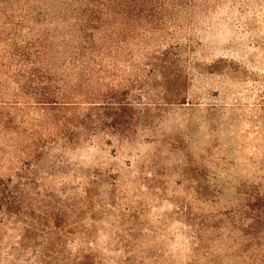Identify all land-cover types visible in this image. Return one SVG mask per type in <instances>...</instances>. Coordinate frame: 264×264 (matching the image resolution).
Wrapping results in <instances>:
<instances>
[{
  "label": "rangeland",
  "instance_id": "obj_1",
  "mask_svg": "<svg viewBox=\"0 0 264 264\" xmlns=\"http://www.w3.org/2000/svg\"><path fill=\"white\" fill-rule=\"evenodd\" d=\"M229 1L170 26L179 76L129 91L141 119L126 147L106 136L102 152L63 151L41 112L18 105L28 116L7 136L48 149L0 151V179L30 182L0 243L3 264H44L35 252L50 235L61 253L46 264L91 263L79 253L92 264H251L233 209L240 192L264 187V0Z\"/></svg>",
  "mask_w": 264,
  "mask_h": 264
},
{
  "label": "trees",
  "instance_id": "obj_2",
  "mask_svg": "<svg viewBox=\"0 0 264 264\" xmlns=\"http://www.w3.org/2000/svg\"><path fill=\"white\" fill-rule=\"evenodd\" d=\"M220 2L0 0V143L6 146L0 151L9 148L30 156L48 149V143L39 137L17 149L18 143L7 136L21 129L15 124L16 117L21 123L28 116L18 106L23 103L41 112L39 125L50 128L56 135L54 143L63 151L78 149L86 154L92 148L102 152V146L110 144L106 136L121 147L130 145L141 116L128 101L129 91L149 87L152 75L168 82L170 76L178 78L171 71L176 64L167 50L170 26H177L178 18L194 7L215 8L224 4ZM229 3L233 6L236 1ZM175 49L179 55L180 48ZM28 184L21 175L16 182L10 177L0 179L1 245L15 223L11 218L24 210ZM240 193L242 198L233 209L242 232L240 253H248L251 264H264V187ZM56 221H52L54 229ZM54 239L53 235L47 237L45 247L35 252L41 262L46 260L44 264L61 253ZM244 240L249 248L242 247ZM75 257L97 262L88 253ZM1 258L0 264L8 261Z\"/></svg>",
  "mask_w": 264,
  "mask_h": 264
}]
</instances>
